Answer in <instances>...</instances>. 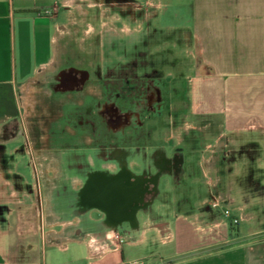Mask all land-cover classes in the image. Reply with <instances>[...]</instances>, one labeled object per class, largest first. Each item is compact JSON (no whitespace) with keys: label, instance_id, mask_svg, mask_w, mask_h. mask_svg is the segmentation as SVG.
<instances>
[{"label":"crops","instance_id":"crops-1","mask_svg":"<svg viewBox=\"0 0 264 264\" xmlns=\"http://www.w3.org/2000/svg\"><path fill=\"white\" fill-rule=\"evenodd\" d=\"M67 1L0 0V264H264V220L245 218L249 203L236 206L226 199L220 208L210 207L215 198L223 197L220 166L206 171L210 159L205 154L196 152L209 198L194 208L191 193L178 192L181 202L174 208L159 202L160 213L156 206L151 211L139 209L134 199L123 206L118 196L104 208L89 207L82 215L72 204L55 208V195L67 201L81 181L49 168L46 173L32 169V183L21 171L15 156L25 152L19 147L21 136L27 145V135L18 125L26 113L21 94L57 63L56 37L63 29L62 14L67 16ZM145 4L151 7L152 19H173L165 30L176 33V48L195 53L198 76L192 79L190 94L205 99L203 110L196 104V116L215 123L210 127L201 122L198 130L214 131L210 143L223 147L216 163L235 161L229 144L242 146L241 161L251 162L256 156L259 161L261 155L264 162V0H145ZM176 144L181 147L180 141ZM207 147L211 149L210 144ZM30 156V169L45 160ZM183 159L184 180L189 181L191 173L186 175ZM164 175L174 181L179 176ZM194 177L199 175L193 172ZM63 185L69 191L64 193ZM171 187L162 192L159 181L158 195L168 194ZM124 209L129 219L121 214ZM226 209L241 218L235 233L224 216ZM242 222L254 223L243 236ZM117 234L124 243L113 240ZM39 235L48 243L42 251L37 248Z\"/></svg>","mask_w":264,"mask_h":264},{"label":"rangeland","instance_id":"rangeland-1","mask_svg":"<svg viewBox=\"0 0 264 264\" xmlns=\"http://www.w3.org/2000/svg\"><path fill=\"white\" fill-rule=\"evenodd\" d=\"M66 8L68 10L67 16L62 14L60 18V22H64L63 29L57 33L56 37V64L66 63V61L75 64L78 62L75 59H79L89 64L86 66L91 70L97 69V67L103 69L104 67L107 72L108 68H118V66L111 65L113 62L121 60L124 64L126 60L132 58V60L137 59L139 63L144 61L149 64L147 69L140 68L138 70L139 76L149 73L150 69L158 71V75L161 76L164 111L162 119L155 121L153 125H149L152 128V135L150 136L152 143L142 142L120 146L127 149L131 148V153H135L129 161V167L134 172H140L143 167H151L154 171L152 160L149 157L157 149L171 155L175 151L179 152L178 149L181 147L185 148L182 150V154L186 159V175L191 174L189 181L184 180V172L179 174L175 181L170 176L164 175L160 180V191L168 190L173 182L174 185L168 194L158 195L154 201L156 203L149 208V211L156 206L160 213L159 202L162 201L168 204V207L174 208V205L181 202L178 192L184 195L191 193L189 196L194 208L199 206L201 200L209 198V192H206V185L203 184V176L200 177L198 170L199 153H201L210 159L205 163L207 164L206 171L220 169L219 190L223 197L221 199L224 201L226 199L231 200L236 206L249 203L251 208L245 210V218H253L255 221L264 220L263 158L259 155V161H257V156L251 162L241 161L238 154L243 150L242 146L229 144L227 150L230 149V152L234 150L235 161L232 163L218 161L216 163L217 154H222L221 149L223 147H215L214 142L210 143L213 140L214 131L198 130L201 122L210 125V127H214L215 123L209 119L201 121L196 116V104H199L203 110L205 99L193 98L190 94V89L194 85L192 79L198 76L193 65L195 53L181 46L176 48V33L169 35V31L165 30L169 24L173 23V19H152L151 7H146L145 0H68ZM56 69L57 66L55 65V67L49 68L39 75L35 83L23 90L20 98L26 113H23L22 120H19L18 125H20L21 131L27 135L28 141L26 145L25 138L21 136L19 147L23 146L27 154L20 151L15 156L20 158L19 168L32 183H35V180L32 176V168L30 169L28 166L31 162V154L46 159L34 162V164H39L41 169L52 168V170L65 173L57 167L55 162L49 161L52 154L62 153L61 146L50 144L49 139L53 134L52 128L56 126L55 122L60 120V114H57L58 120L51 117L45 118L50 108V102L44 100L46 96L44 92L50 94L49 83L52 81ZM219 101L222 104L225 103L224 98H219ZM44 121L46 125L43 124ZM142 121H145V117H142ZM132 129L125 131L126 137L133 135ZM143 131L146 132L145 126ZM171 136H173L172 139ZM41 137L43 138L42 142ZM113 138L114 135L107 131V147L111 146ZM179 141L181 147L176 144ZM208 144H210L211 149L207 147ZM56 147L59 149L57 152H55ZM9 148L12 149L13 147L9 146ZM258 149L256 146L257 151ZM144 155L149 157L143 158ZM218 165L220 166L219 169ZM110 168L113 170V167ZM193 172L196 176L199 175V178H192ZM230 213L233 217L238 218L232 210ZM238 219L240 222L241 218ZM253 227V222L240 223L241 236ZM236 228L233 226V233H235ZM118 236L121 234L115 235L113 240L117 241ZM36 238L39 243L37 248L40 251L44 247H48V243H43L40 235Z\"/></svg>","mask_w":264,"mask_h":264},{"label":"flooded vegetation","instance_id":"flooded-vegetation-1","mask_svg":"<svg viewBox=\"0 0 264 264\" xmlns=\"http://www.w3.org/2000/svg\"><path fill=\"white\" fill-rule=\"evenodd\" d=\"M75 60L78 61L75 64L66 61L53 65L57 69L49 83L50 94L44 92V100L50 102L45 118L58 120L57 114H60L49 139L50 144L61 146L62 153L49 155L50 159L61 171L81 181L79 189L70 193V200L68 197L65 201L57 193L53 205L55 208L75 205L77 214L82 215L89 207L104 208L114 202L116 190L123 186L127 193L123 206L129 205V200L135 198V189L142 187L144 192L137 207L148 210L158 197L162 175L183 172L182 151L168 158L165 152L157 149L152 156H143L152 160L154 171L151 167H143L140 172H134L129 161L135 153L120 145L152 143L149 125L162 119L164 111L161 76L154 69L139 76L138 70L147 69L149 64L132 58L124 64L121 60L113 62L111 65L118 68H108L107 72L104 67L91 70L86 66L89 64ZM130 128H133V135L126 137L125 131ZM107 131L114 135L110 147L106 146ZM40 139L42 142L43 138ZM58 150L56 147L55 152ZM32 165L34 171L41 169L39 164ZM41 170L46 173L49 168ZM66 189L69 191V187H61L64 193ZM121 214L130 218L128 210H122Z\"/></svg>","mask_w":264,"mask_h":264},{"label":"built area","instance_id":"built-area-1","mask_svg":"<svg viewBox=\"0 0 264 264\" xmlns=\"http://www.w3.org/2000/svg\"><path fill=\"white\" fill-rule=\"evenodd\" d=\"M225 203L224 200H222L221 198L219 199V197L215 198L211 204L210 207L214 210L218 209L221 207V205ZM224 216L229 219V221L231 222V226H238L239 224V219L235 218L231 215L230 210L226 209L224 210ZM117 241H119L120 243H124V239L121 236L117 237ZM132 264H145V262L143 261H136Z\"/></svg>","mask_w":264,"mask_h":264},{"label":"water","instance_id":"water-1","mask_svg":"<svg viewBox=\"0 0 264 264\" xmlns=\"http://www.w3.org/2000/svg\"><path fill=\"white\" fill-rule=\"evenodd\" d=\"M125 190L126 189L123 186L116 190L117 196L122 199V202H121L122 205H125V202H124L125 197L124 196L127 195V193H125L126 192ZM143 192H144V189L142 187L140 190L135 189V191L133 192V196H135V198H134L135 202H139L141 200ZM126 200L128 201V198Z\"/></svg>","mask_w":264,"mask_h":264},{"label":"bare ground","instance_id":"bare-ground-1","mask_svg":"<svg viewBox=\"0 0 264 264\" xmlns=\"http://www.w3.org/2000/svg\"><path fill=\"white\" fill-rule=\"evenodd\" d=\"M121 201H122V199H121Z\"/></svg>","mask_w":264,"mask_h":264}]
</instances>
